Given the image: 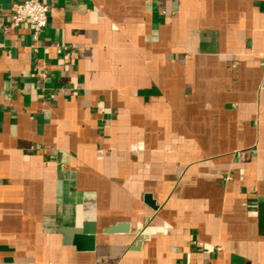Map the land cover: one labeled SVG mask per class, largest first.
<instances>
[{"label":"crops","instance_id":"crops-1","mask_svg":"<svg viewBox=\"0 0 264 264\" xmlns=\"http://www.w3.org/2000/svg\"><path fill=\"white\" fill-rule=\"evenodd\" d=\"M23 1L0 0V264H264V0H43L37 39Z\"/></svg>","mask_w":264,"mask_h":264},{"label":"built area","instance_id":"built-area-1","mask_svg":"<svg viewBox=\"0 0 264 264\" xmlns=\"http://www.w3.org/2000/svg\"><path fill=\"white\" fill-rule=\"evenodd\" d=\"M50 11L51 8L43 0H25L13 7L10 28L26 24L37 39L48 24Z\"/></svg>","mask_w":264,"mask_h":264},{"label":"water","instance_id":"water-1","mask_svg":"<svg viewBox=\"0 0 264 264\" xmlns=\"http://www.w3.org/2000/svg\"><path fill=\"white\" fill-rule=\"evenodd\" d=\"M146 199H147V203L153 206V202L150 201V196L146 197ZM117 232L127 233L128 227L119 225V226L110 228L107 231V233H117ZM85 233L90 236V238H88L86 242H81V244H79V242H74V243H76V245H78V247L84 251H93L95 248L94 230L90 227H87L85 228ZM238 262L239 264H242V261L238 260Z\"/></svg>","mask_w":264,"mask_h":264}]
</instances>
